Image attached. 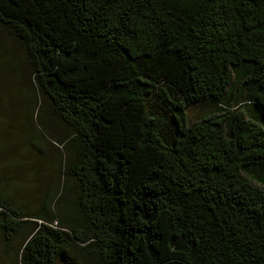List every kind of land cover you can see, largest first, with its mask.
<instances>
[{"label":"trees","instance_id":"1","mask_svg":"<svg viewBox=\"0 0 264 264\" xmlns=\"http://www.w3.org/2000/svg\"><path fill=\"white\" fill-rule=\"evenodd\" d=\"M4 66L12 264H264V0H0Z\"/></svg>","mask_w":264,"mask_h":264},{"label":"rangeland","instance_id":"2","mask_svg":"<svg viewBox=\"0 0 264 264\" xmlns=\"http://www.w3.org/2000/svg\"><path fill=\"white\" fill-rule=\"evenodd\" d=\"M7 43L9 45V47H12V48L14 47V43L10 38L7 39ZM3 69H4L3 76L0 79V115H2L5 111L1 106L3 100L5 102V101L9 100V98H10V94L8 93L9 92L8 88L5 86V83H4V78H7V76L11 75V73H12L11 72L9 74L10 69L8 67L4 66ZM19 69H22V70L21 71L17 70L16 72H13L14 75H16L17 77H20V79L22 78L23 81L25 80V78H27L28 79L27 84H28V82L30 84V80L32 82V78L30 79L29 72H28V70L25 69V65L24 64L20 65ZM23 69H24V71H23ZM18 116H19V114L17 115V117ZM17 117L11 118L10 122L12 123L14 121V119ZM1 121L4 122L3 119L0 117V122ZM0 128H1L0 129V133H1L2 127L0 126ZM26 167H29L28 161L26 163ZM15 168H18V170L20 169V160L17 158V155H13L10 152L6 151V149L3 145L2 139H1L0 140V171L9 172L11 175H13ZM8 188H9V185H7L6 191L8 190ZM19 189L12 188L13 191H16L18 194H20L21 189L20 190ZM26 190L31 195V198L35 199L37 197L35 190L33 191L30 188H26ZM13 191L10 192V195H15V193ZM31 191H32V193H31ZM28 208L29 209H35L36 206L30 205V206H28ZM3 251H4L3 247H0V263L12 264V261H11L12 257L7 256L6 254L3 253Z\"/></svg>","mask_w":264,"mask_h":264}]
</instances>
